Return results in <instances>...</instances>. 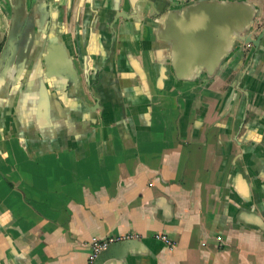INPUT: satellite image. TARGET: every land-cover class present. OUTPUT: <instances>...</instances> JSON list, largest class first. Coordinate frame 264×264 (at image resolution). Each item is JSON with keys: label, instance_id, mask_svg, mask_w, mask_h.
<instances>
[{"label": "crops", "instance_id": "1", "mask_svg": "<svg viewBox=\"0 0 264 264\" xmlns=\"http://www.w3.org/2000/svg\"><path fill=\"white\" fill-rule=\"evenodd\" d=\"M191 1L74 0L68 33L93 103L87 78L107 73L104 110L36 144L0 132V264H264V0H247L258 45L182 82L158 28ZM9 24L0 0V50ZM129 236L90 262L94 239Z\"/></svg>", "mask_w": 264, "mask_h": 264}, {"label": "water", "instance_id": "2", "mask_svg": "<svg viewBox=\"0 0 264 264\" xmlns=\"http://www.w3.org/2000/svg\"><path fill=\"white\" fill-rule=\"evenodd\" d=\"M2 2L10 9V24L0 50L3 138L15 135L25 145L53 139V132H45L55 126L68 127L73 114L82 110L80 106L91 113L95 127L98 111L104 110L101 83L107 73L100 66L87 78L93 103L77 66V56L83 64L86 58L74 48L68 33L74 0ZM257 14L247 0H192L162 17L158 36L169 50L167 60L161 59L169 67L168 74L182 82L214 77L232 53L248 44L258 45L251 34ZM170 22L174 28L169 29ZM95 59L101 64V56Z\"/></svg>", "mask_w": 264, "mask_h": 264}, {"label": "built area", "instance_id": "3", "mask_svg": "<svg viewBox=\"0 0 264 264\" xmlns=\"http://www.w3.org/2000/svg\"><path fill=\"white\" fill-rule=\"evenodd\" d=\"M133 237H111L107 239H94L92 244H91V255H90V262L94 263L100 255L105 252L106 250L111 247L112 244H115L117 242L123 241V240H128ZM161 238L167 242H169V239L166 236H161Z\"/></svg>", "mask_w": 264, "mask_h": 264}]
</instances>
